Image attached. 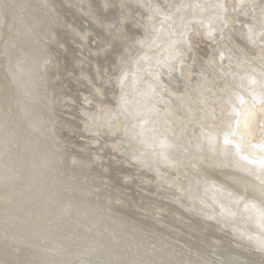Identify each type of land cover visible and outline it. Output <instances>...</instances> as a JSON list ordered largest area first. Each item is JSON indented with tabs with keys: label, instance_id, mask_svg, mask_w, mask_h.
<instances>
[{
	"label": "bare ground",
	"instance_id": "obj_1",
	"mask_svg": "<svg viewBox=\"0 0 264 264\" xmlns=\"http://www.w3.org/2000/svg\"><path fill=\"white\" fill-rule=\"evenodd\" d=\"M261 161L264 0H0V264H264Z\"/></svg>",
	"mask_w": 264,
	"mask_h": 264
},
{
	"label": "snow or ice",
	"instance_id": "obj_2",
	"mask_svg": "<svg viewBox=\"0 0 264 264\" xmlns=\"http://www.w3.org/2000/svg\"><path fill=\"white\" fill-rule=\"evenodd\" d=\"M97 94L101 97L100 100H99V103H100V104H104L106 101L103 99V90H102V89H98V90H97ZM120 99H121V102H123L124 97L121 96ZM225 142H226V143L228 142L227 139H226ZM261 164L264 165V161H261Z\"/></svg>",
	"mask_w": 264,
	"mask_h": 264
}]
</instances>
